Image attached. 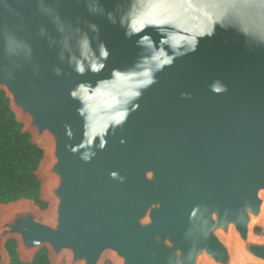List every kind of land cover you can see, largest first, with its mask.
Segmentation results:
<instances>
[{
	"label": "water",
	"instance_id": "95a60500",
	"mask_svg": "<svg viewBox=\"0 0 264 264\" xmlns=\"http://www.w3.org/2000/svg\"><path fill=\"white\" fill-rule=\"evenodd\" d=\"M0 91L47 202L2 263L264 264V0H0Z\"/></svg>",
	"mask_w": 264,
	"mask_h": 264
},
{
	"label": "trees",
	"instance_id": "16d2710c",
	"mask_svg": "<svg viewBox=\"0 0 264 264\" xmlns=\"http://www.w3.org/2000/svg\"><path fill=\"white\" fill-rule=\"evenodd\" d=\"M42 159V149L23 131V124L10 108L8 97L0 91V203L26 198L40 209L47 207V202L40 199L41 181L36 175ZM16 247L14 239L6 242L9 260L2 263L0 256V264H49L45 248L38 251L33 261L22 262Z\"/></svg>",
	"mask_w": 264,
	"mask_h": 264
},
{
	"label": "rangeland",
	"instance_id": "374dc122",
	"mask_svg": "<svg viewBox=\"0 0 264 264\" xmlns=\"http://www.w3.org/2000/svg\"><path fill=\"white\" fill-rule=\"evenodd\" d=\"M256 228H258L257 231H255ZM253 232L257 236L264 237V227H263V224H253ZM8 260H9L8 255L5 258H3V261L6 262V263L8 262ZM106 263L107 264H113L111 261H106Z\"/></svg>",
	"mask_w": 264,
	"mask_h": 264
},
{
	"label": "clouds",
	"instance_id": "9594fccd",
	"mask_svg": "<svg viewBox=\"0 0 264 264\" xmlns=\"http://www.w3.org/2000/svg\"><path fill=\"white\" fill-rule=\"evenodd\" d=\"M209 35H211V33H209ZM101 54H102L103 56H107V52H106V51H102ZM102 67H103V65L101 64V65H100V68H102ZM92 68H93L94 71H98V70H99V68H97L96 65H93ZM77 71L83 73L84 68H83L82 66H78V67H77ZM149 83H151V81H149ZM81 87H83V85H81ZM218 90H220V89H218ZM72 95L75 96L76 93L73 92ZM101 146L103 147V143L101 144Z\"/></svg>",
	"mask_w": 264,
	"mask_h": 264
},
{
	"label": "flooded vegetation",
	"instance_id": "af4514ba",
	"mask_svg": "<svg viewBox=\"0 0 264 264\" xmlns=\"http://www.w3.org/2000/svg\"><path fill=\"white\" fill-rule=\"evenodd\" d=\"M257 230H258V228L255 229V231H257Z\"/></svg>",
	"mask_w": 264,
	"mask_h": 264
}]
</instances>
